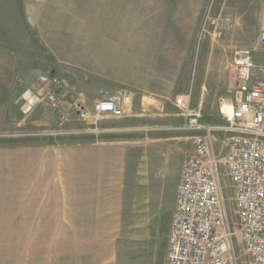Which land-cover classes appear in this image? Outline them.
<instances>
[{
    "label": "crops",
    "instance_id": "1",
    "mask_svg": "<svg viewBox=\"0 0 264 264\" xmlns=\"http://www.w3.org/2000/svg\"><path fill=\"white\" fill-rule=\"evenodd\" d=\"M202 5V0H109L106 9L120 12L116 21L84 23L88 26L49 23V7L38 0L25 6L27 25L58 61L69 52L75 64L82 52L89 54V75L70 70L72 77L89 79L74 86L77 102L92 115L79 126L85 134L73 164L58 166L63 174L56 264H140L144 253L167 263L182 166L195 136L182 130L185 119L174 107L175 95ZM147 7L155 9L148 16ZM80 29L94 31L84 51L85 34L75 32ZM21 61L17 52L0 46V122L8 117L15 81L20 87L22 74L34 69ZM119 93L131 95L123 118L94 113L96 102ZM42 254L37 264H46Z\"/></svg>",
    "mask_w": 264,
    "mask_h": 264
},
{
    "label": "rangeland",
    "instance_id": "2",
    "mask_svg": "<svg viewBox=\"0 0 264 264\" xmlns=\"http://www.w3.org/2000/svg\"><path fill=\"white\" fill-rule=\"evenodd\" d=\"M30 1L0 0V46L17 52L22 60L21 66L28 64L34 68L22 74L21 80L25 84L21 83L19 87V82L15 81L8 117L0 122V264H37L42 253L46 254V264H56L58 184L63 174L58 166L64 162L67 167L73 162V152L80 145L79 138L85 134L79 126L86 125L84 121L91 118L83 120L73 114L65 125V135L53 134L62 110L53 108L47 95L54 91L62 102L78 103L77 99H80L74 81L80 84V80L87 82L89 79L84 75L80 78L72 77L73 72L70 70L81 69L78 71L89 75V54L82 52V61L74 64L69 52L62 58L63 61H58L45 47L43 49L39 42L40 36L27 25L25 6ZM110 1L113 4L118 0ZM38 2L49 7L47 21H57L60 25L71 21H79L86 26L88 25L84 23L89 21H116V16L120 13L117 7L106 9L105 2L109 0ZM202 3L187 67L184 69L186 78L184 76L181 81L178 79L175 99L190 94L192 110L199 115L201 122L221 126L224 123L222 106L232 103V99L235 101L236 98L227 83L233 53L238 49L253 51L256 61L264 64V49L258 44L264 0H202ZM209 9L213 15L231 20L232 30L227 41L199 38L198 26ZM154 11L155 9L147 7V16ZM75 32L85 34L80 46L84 51L90 43L88 34L94 31L80 29ZM62 43L71 42L65 40ZM55 80L57 85L54 84ZM175 85L176 82L173 81L169 86L173 88ZM185 88L187 94L182 93ZM174 107L183 117L181 110ZM69 109L73 112V108ZM215 138L219 153L225 156L230 136L220 134ZM223 172L222 183L228 199V217L236 232L234 244L238 264H249L232 202V187L225 169ZM179 177L180 173H177V180ZM43 201H46L45 204ZM144 255L139 257L140 264H159L157 257L152 259L146 253Z\"/></svg>",
    "mask_w": 264,
    "mask_h": 264
},
{
    "label": "built area",
    "instance_id": "3",
    "mask_svg": "<svg viewBox=\"0 0 264 264\" xmlns=\"http://www.w3.org/2000/svg\"><path fill=\"white\" fill-rule=\"evenodd\" d=\"M260 24L258 44L264 49V4ZM231 30L229 18L213 15L209 9L200 25L199 38L224 42ZM229 86L236 98L222 106L221 126L201 122L192 110L190 94L176 98L185 119L182 130L195 136L182 166L166 264H238L223 169L232 187V202L249 264H264V64L256 61L253 51L238 49L233 53ZM47 98L53 108L62 110L55 136L65 135V125L73 114L83 120L92 115L79 103L62 102L54 91ZM130 101L129 94L113 96L96 102L93 111L120 118ZM220 134L231 138L225 156L217 149L215 136Z\"/></svg>",
    "mask_w": 264,
    "mask_h": 264
},
{
    "label": "bare ground",
    "instance_id": "4",
    "mask_svg": "<svg viewBox=\"0 0 264 264\" xmlns=\"http://www.w3.org/2000/svg\"><path fill=\"white\" fill-rule=\"evenodd\" d=\"M228 110H231V107H228Z\"/></svg>",
    "mask_w": 264,
    "mask_h": 264
}]
</instances>
